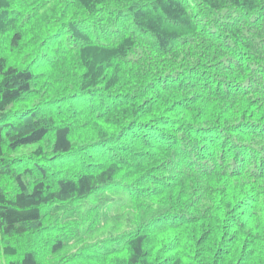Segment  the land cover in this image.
<instances>
[{"label":"trees","instance_id":"obj_1","mask_svg":"<svg viewBox=\"0 0 264 264\" xmlns=\"http://www.w3.org/2000/svg\"><path fill=\"white\" fill-rule=\"evenodd\" d=\"M0 264H264V0H0Z\"/></svg>","mask_w":264,"mask_h":264},{"label":"rangeland","instance_id":"obj_2","mask_svg":"<svg viewBox=\"0 0 264 264\" xmlns=\"http://www.w3.org/2000/svg\"><path fill=\"white\" fill-rule=\"evenodd\" d=\"M39 235V234H38ZM44 241H46V240H44L41 236H33V237H31L30 239L28 238V243L30 242V243H32L33 245H35L36 247L38 246V247H40V246H42V244L41 243H43L44 245H45V242Z\"/></svg>","mask_w":264,"mask_h":264}]
</instances>
